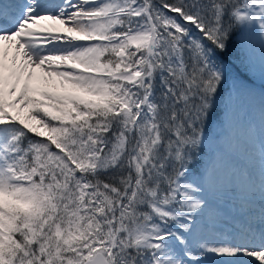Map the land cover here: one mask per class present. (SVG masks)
I'll return each mask as SVG.
<instances>
[{"label":"snow or ice","instance_id":"obj_1","mask_svg":"<svg viewBox=\"0 0 264 264\" xmlns=\"http://www.w3.org/2000/svg\"><path fill=\"white\" fill-rule=\"evenodd\" d=\"M257 72L264 0H0V264H264Z\"/></svg>","mask_w":264,"mask_h":264},{"label":"rangeland","instance_id":"obj_2","mask_svg":"<svg viewBox=\"0 0 264 264\" xmlns=\"http://www.w3.org/2000/svg\"><path fill=\"white\" fill-rule=\"evenodd\" d=\"M234 75H235V72H234ZM255 80H256V75L255 74H251V78H247V79H245L244 80V82H245V84L248 86V87H251V88H253V85H254V83H255ZM230 86V85H229ZM254 89V88H253ZM255 90V92L257 93V94H259L261 91L260 90H258V89H254ZM214 123L215 122H213V126H214Z\"/></svg>","mask_w":264,"mask_h":264},{"label":"bare ground","instance_id":"obj_3","mask_svg":"<svg viewBox=\"0 0 264 264\" xmlns=\"http://www.w3.org/2000/svg\"><path fill=\"white\" fill-rule=\"evenodd\" d=\"M256 75V80L255 83L253 85L254 89H258V90H264V82L261 81L258 72L254 73Z\"/></svg>","mask_w":264,"mask_h":264}]
</instances>
